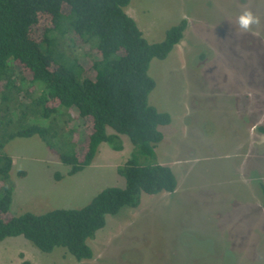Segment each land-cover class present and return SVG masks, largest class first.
Instances as JSON below:
<instances>
[{"label": "rangeland", "instance_id": "1", "mask_svg": "<svg viewBox=\"0 0 264 264\" xmlns=\"http://www.w3.org/2000/svg\"><path fill=\"white\" fill-rule=\"evenodd\" d=\"M124 11L150 44L188 23L167 59H154L148 71L155 82L148 104L171 117L159 127L163 138L149 163L168 166L177 189L142 194L138 207L107 216L88 240L90 261L78 262L64 248L43 253L19 236L0 241V264H264V135L255 130L264 125V0H130ZM245 12L257 21L248 30L239 25ZM49 25L43 18L33 29L36 41ZM33 121L24 124L41 123ZM73 128L82 159L90 121ZM119 138L121 151L100 144L74 175L38 136L8 143L14 190L3 219L81 209L105 188H124L117 168L133 145Z\"/></svg>", "mask_w": 264, "mask_h": 264}, {"label": "trees", "instance_id": "2", "mask_svg": "<svg viewBox=\"0 0 264 264\" xmlns=\"http://www.w3.org/2000/svg\"><path fill=\"white\" fill-rule=\"evenodd\" d=\"M129 3L0 0V241L21 236L43 253L64 248L78 262L90 261L88 240L105 227L107 216L138 207L142 194L176 191L173 171L149 163L163 138L159 127L169 125L171 117L148 104L155 88L148 71L154 59H167L188 23L182 20L162 42L150 44L125 13ZM43 18L50 25L36 41L33 29ZM73 39L88 46L87 52L80 53ZM27 120L41 123L26 125ZM77 120H89L91 126L82 159L73 128ZM255 130L264 135V125ZM120 135L133 145L131 158L117 168L124 188H105L81 209L3 219L14 190L9 176L12 159L5 152L8 143L38 136L74 175L92 163L100 144L121 151ZM260 191L264 198V184Z\"/></svg>", "mask_w": 264, "mask_h": 264}, {"label": "clouds", "instance_id": "3", "mask_svg": "<svg viewBox=\"0 0 264 264\" xmlns=\"http://www.w3.org/2000/svg\"><path fill=\"white\" fill-rule=\"evenodd\" d=\"M257 21L253 18L251 13L245 12L243 15L239 17V25L243 30H248L249 26Z\"/></svg>", "mask_w": 264, "mask_h": 264}]
</instances>
